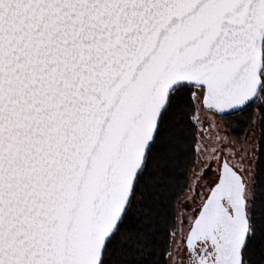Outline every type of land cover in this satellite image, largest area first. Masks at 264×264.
I'll return each instance as SVG.
<instances>
[{"label":"snow or ice","instance_id":"1","mask_svg":"<svg viewBox=\"0 0 264 264\" xmlns=\"http://www.w3.org/2000/svg\"><path fill=\"white\" fill-rule=\"evenodd\" d=\"M0 264H264V0H0Z\"/></svg>","mask_w":264,"mask_h":264}]
</instances>
